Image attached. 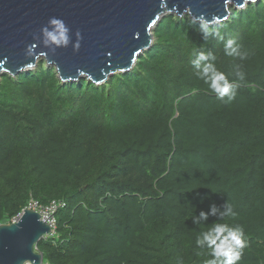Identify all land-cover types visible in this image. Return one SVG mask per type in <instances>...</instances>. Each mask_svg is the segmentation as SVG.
Here are the masks:
<instances>
[{
  "label": "trees",
  "instance_id": "obj_1",
  "mask_svg": "<svg viewBox=\"0 0 264 264\" xmlns=\"http://www.w3.org/2000/svg\"><path fill=\"white\" fill-rule=\"evenodd\" d=\"M212 25L247 52L226 56L187 15L164 16L133 69L100 86L61 83L54 68L0 78V225L31 202L62 203L55 233L36 244L42 264H203L193 225L228 202L247 247L238 264H264V0ZM212 52L235 100L210 93L193 68Z\"/></svg>",
  "mask_w": 264,
  "mask_h": 264
},
{
  "label": "water",
  "instance_id": "obj_2",
  "mask_svg": "<svg viewBox=\"0 0 264 264\" xmlns=\"http://www.w3.org/2000/svg\"><path fill=\"white\" fill-rule=\"evenodd\" d=\"M258 1L0 0V78L34 70L44 59L61 83L85 78L100 86L110 76L132 70L138 56L151 48L152 31L164 16L187 15L194 21L203 14L219 24L229 18V6L243 10ZM53 17L70 29L67 48L43 46L41 30ZM77 33L80 47L74 51ZM50 231L36 211L24 209L10 224L0 225V264H42L36 244Z\"/></svg>",
  "mask_w": 264,
  "mask_h": 264
},
{
  "label": "clouds",
  "instance_id": "obj_3",
  "mask_svg": "<svg viewBox=\"0 0 264 264\" xmlns=\"http://www.w3.org/2000/svg\"><path fill=\"white\" fill-rule=\"evenodd\" d=\"M197 21L199 30L204 38L214 35L216 39L223 43V51L226 56L240 60L247 58V52L242 51L241 45L235 39L225 40L219 31L213 32L211 30L212 25L217 22L215 17L212 20H208L201 14L199 17L194 18V22ZM69 33L70 29L64 21L53 17L49 20L48 25L41 30L43 46L50 49L67 48L71 43ZM76 36L77 41L73 44L74 51H78L80 47V34L77 33ZM31 51L30 47L28 49L29 55ZM194 55L195 59L192 64L195 75L208 86L210 93L215 94L222 101L226 99L229 103L235 100L239 87L245 81V73L241 71V66L238 64L233 66L237 80L230 81L224 72L217 69L215 54L197 50ZM234 215L236 213L233 207L226 202L222 208L212 203L207 211L201 210L198 215L195 214L193 216V225H199L201 222L206 224L209 217L217 218V221L210 224L207 231L201 232L195 241L198 248L206 247L208 250L207 258L203 260V264H238L241 260L243 250L247 247V237L244 228L240 225L230 226L227 223L220 222L225 217ZM49 236H51V231L46 237Z\"/></svg>",
  "mask_w": 264,
  "mask_h": 264
},
{
  "label": "built area",
  "instance_id": "obj_4",
  "mask_svg": "<svg viewBox=\"0 0 264 264\" xmlns=\"http://www.w3.org/2000/svg\"><path fill=\"white\" fill-rule=\"evenodd\" d=\"M63 204L62 203H51L50 205L42 208L37 205L35 202H31L27 209L36 211L40 215V219L45 222L47 225H49L51 229V236L54 235L55 231V225H56V220H55V214L59 208H62Z\"/></svg>",
  "mask_w": 264,
  "mask_h": 264
},
{
  "label": "rangeland",
  "instance_id": "obj_5",
  "mask_svg": "<svg viewBox=\"0 0 264 264\" xmlns=\"http://www.w3.org/2000/svg\"><path fill=\"white\" fill-rule=\"evenodd\" d=\"M172 15H173V14H172ZM174 16H175V15H174ZM184 16H186V15H183V17H184ZM178 18H179V17H178ZM180 18H182V17H180ZM39 61H43V62H44V66H45L46 68H49V69H50V68H54V72H55V67H47L46 64H45L44 59H40ZM39 61H37V64L39 63Z\"/></svg>",
  "mask_w": 264,
  "mask_h": 264
}]
</instances>
